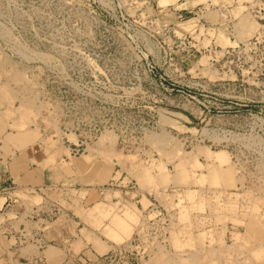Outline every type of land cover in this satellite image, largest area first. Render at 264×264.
I'll list each match as a JSON object with an SVG mask.
<instances>
[{
  "label": "rangeland",
  "instance_id": "374dc122",
  "mask_svg": "<svg viewBox=\"0 0 264 264\" xmlns=\"http://www.w3.org/2000/svg\"><path fill=\"white\" fill-rule=\"evenodd\" d=\"M3 176L5 264H264V0H0Z\"/></svg>",
  "mask_w": 264,
  "mask_h": 264
},
{
  "label": "crops",
  "instance_id": "0c3cea01",
  "mask_svg": "<svg viewBox=\"0 0 264 264\" xmlns=\"http://www.w3.org/2000/svg\"><path fill=\"white\" fill-rule=\"evenodd\" d=\"M7 182H6V178L5 176L0 177V216L4 215L1 211H3L6 206L8 205V200H10V193L8 192V188L6 187ZM44 222H46V220H44ZM37 233V232H36ZM7 229H6V224L0 223V242H5V240L7 239ZM52 234L55 235L56 237H58L59 241H60V246L62 247V249H64V244L66 245L67 241H68V235L66 230H62L60 229L59 231L57 230H53ZM37 236H39L40 241H43L44 238H46V231L41 230V233H37ZM8 240V239H7ZM10 240V239H9ZM37 241V240H36ZM64 243V244H63ZM0 264H5L7 262H9L5 257H6V253H8V249H6L4 246L0 245ZM39 247H42L41 242L39 243ZM59 248V250H62ZM52 255H50V258L54 259L56 258V256L51 252ZM57 261H59V258H56ZM61 261V260H60ZM59 264V262H58ZM60 264H67L65 261L60 262Z\"/></svg>",
  "mask_w": 264,
  "mask_h": 264
},
{
  "label": "bare ground",
  "instance_id": "6f19581e",
  "mask_svg": "<svg viewBox=\"0 0 264 264\" xmlns=\"http://www.w3.org/2000/svg\"><path fill=\"white\" fill-rule=\"evenodd\" d=\"M181 174H182V172H181ZM180 176H181V175H180ZM98 218H99V217H98ZM256 255H257L256 257H258V256L263 255V254H262V252H258Z\"/></svg>",
  "mask_w": 264,
  "mask_h": 264
}]
</instances>
